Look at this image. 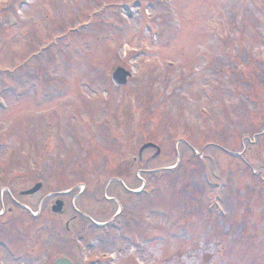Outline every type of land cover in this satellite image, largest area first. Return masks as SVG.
I'll return each instance as SVG.
<instances>
[{
	"label": "rangeland",
	"instance_id": "374dc122",
	"mask_svg": "<svg viewBox=\"0 0 264 264\" xmlns=\"http://www.w3.org/2000/svg\"><path fill=\"white\" fill-rule=\"evenodd\" d=\"M126 5L135 8L134 18L127 17ZM117 65L135 74L129 91L130 84L125 92L112 84L109 73ZM173 92L180 97L166 96ZM130 107L137 122L151 116L150 138L164 148L146 168L154 171L150 184L168 186L160 192L147 186L159 199L153 212L167 208L149 227L159 236L137 250L123 237L90 232L82 217L73 222V235L87 229L93 239L108 236L93 249L115 252V261L105 264L138 258L144 264H264V0H0V194L6 206L8 192L16 196L40 181L35 198H20L34 211L41 203L47 210L51 194L79 183H87L84 194L73 203L75 189L66 198L68 209L73 203L92 217L105 205L110 209L102 192L111 171L103 164L115 167L129 148L137 153L142 139L136 148L129 139L123 146L120 135L128 128L117 135L101 125L122 126L133 115ZM181 138L187 142L178 143ZM208 143L206 154L217 164L207 157L201 162L191 151ZM243 147L247 161L231 165L225 152ZM220 157L226 161L219 163ZM178 162L174 170H161ZM204 163L215 165L217 180L232 172L222 196L227 210L240 216L214 215L206 202L196 201L198 193H214L201 186ZM128 199L122 228L140 232L128 217L142 207L132 210ZM10 207L13 226L2 229L0 250L32 247L34 220ZM178 217L184 231L176 234ZM41 221L60 233L65 217ZM40 236L42 249L64 246L60 239L47 243L45 227ZM74 243L67 240L64 252L75 255ZM34 259L23 257L25 264Z\"/></svg>",
	"mask_w": 264,
	"mask_h": 264
},
{
	"label": "flooded vegetation",
	"instance_id": "af4514ba",
	"mask_svg": "<svg viewBox=\"0 0 264 264\" xmlns=\"http://www.w3.org/2000/svg\"><path fill=\"white\" fill-rule=\"evenodd\" d=\"M132 123L134 124V122H132ZM129 124H130L131 131H129L127 133H122L123 135H127V138H123L124 139V145L123 146H128L126 144V142L129 139L130 140V144H132V142H133V145L136 148V145H137V142H138L136 140L137 139H144L146 136H148V131L147 132H142L141 131V132L138 133L137 132V126H133V125L131 126V122ZM135 151H136V149L134 150V149H130L129 148L128 155L129 156L132 155L131 161H130V158H126L122 163H118L115 167L108 166L107 164H103V167L106 168V169L115 168V170L119 172L121 177H124L125 179L129 178V183L131 185H134V187L144 186V188H146L148 186V184L150 183V180L147 177H148V173L151 172L150 171L151 169L148 170L146 168L152 162V159H153L152 158L153 154L151 152L152 149L151 148H146L141 153H138L137 156L135 154ZM126 161H129V162H126ZM134 168L139 170L140 173H145L144 176H139V179H138L137 176H136V173H135L136 169L134 170ZM121 182L124 183L125 181L123 180ZM121 182L118 181V180H112L110 182V183H113V186L111 188H113V191H115L116 195L121 193V189H120ZM105 188H106V186H105ZM109 188H110V184L107 186L106 190H108ZM133 190H135V188ZM105 199L107 200V202L108 201H113L114 202V198L106 197ZM113 202H108V206L110 207L111 211H112V207H113ZM150 204H151V202L147 201V199H146L145 203H144V205H145L144 206V210L141 209V213L137 214L138 212L136 210L139 207L141 208L142 203H139V202H132L131 203L132 209L134 211H136L137 213H134L135 218L132 219L130 221V223L135 225V226H137V225L140 226L139 231H140V235L141 236L142 235L146 236L148 234V232L150 231L149 226H148V222H147V220L149 218L148 214H147V211L151 208ZM105 206H103L102 209L100 208L101 210L97 213L101 217H105L106 216V214H104V213H110L111 212L110 209L107 208V206L106 207ZM64 208H65L64 215L65 214L69 215L68 220L65 222V225L67 227V232H68L67 233L68 234L67 237H68V239H70L69 242L72 243V239H73L74 235H73L71 226H72L76 216L75 217L71 216L70 213L67 212L66 205H64ZM143 213H144V216H143ZM38 214L41 215L42 212H39ZM110 217H108L107 219H109ZM130 230L135 233V231L137 229L131 227ZM49 236H51V232L49 233ZM35 239H36V241L39 244V236H38V234H36V238ZM142 239H144V241H146V238L141 237V240ZM49 240H51V237L49 238Z\"/></svg>",
	"mask_w": 264,
	"mask_h": 264
},
{
	"label": "water",
	"instance_id": "95a60500",
	"mask_svg": "<svg viewBox=\"0 0 264 264\" xmlns=\"http://www.w3.org/2000/svg\"><path fill=\"white\" fill-rule=\"evenodd\" d=\"M128 75H129V73L126 72L123 68H118L113 73V80L118 85L125 84ZM39 186L40 185H37L34 189L28 191L27 193H32V192L36 191ZM56 264H72V263L70 261H68V260H59Z\"/></svg>",
	"mask_w": 264,
	"mask_h": 264
}]
</instances>
